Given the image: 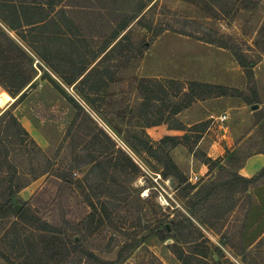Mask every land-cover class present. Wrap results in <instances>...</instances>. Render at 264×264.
I'll use <instances>...</instances> for the list:
<instances>
[{
  "label": "rangeland",
  "instance_id": "374dc122",
  "mask_svg": "<svg viewBox=\"0 0 264 264\" xmlns=\"http://www.w3.org/2000/svg\"><path fill=\"white\" fill-rule=\"evenodd\" d=\"M1 1L4 0H0V15H8ZM47 1L12 0L17 6L25 2L41 6ZM145 1L146 7L138 18L110 42L108 49L95 61L91 59L92 54L109 41L111 32L97 41L84 38L86 47L81 49V54L73 53L71 42L82 37L72 36L60 13H56L62 5L55 6L56 11L50 14L53 21L46 27L42 40L25 32L21 41L14 32L5 28L0 19V31L22 48L31 59L33 69L28 73L31 80L14 97L8 93L12 89L0 87V93L11 98L0 106V114L16 103L13 114L28 133H35L42 153L52 161L51 174L57 166L71 165L74 184L62 196L66 217L74 220L75 215L87 211L96 214V221H102V226H92L88 239L91 245L99 247L94 254L100 259L115 261L123 245L136 239L140 244L132 250L123 249L118 264H264V184L248 190L252 201L250 206L240 193L234 194L229 205L235 207L227 211L223 188L217 190L218 196L213 198L209 212V208L206 212L205 208L193 210L189 206L195 192L215 181L221 167L237 173L242 159L257 145L255 139L238 152H226L220 156H216L218 150L213 148L212 157L208 156L206 150L213 142H223L222 135L227 126V123L209 120V116H218L225 111L230 113L225 103L230 105L232 99H235L234 104L247 106V109L251 106L240 98L225 99L228 96H223L196 100L176 115L172 114L171 106L164 107L165 103L171 105L181 101V88H187L191 82L251 94V80L247 79L232 54L206 42L225 36L252 64L259 108L264 102V94L260 95L257 88L258 82L264 85V0ZM140 20L143 21L139 23ZM93 27L89 25V30L84 31L90 32ZM156 30L162 32L155 37ZM83 36L87 37V34ZM143 41L147 43V50L140 52L137 45ZM33 47L48 64L37 57ZM70 60L86 68V71L75 82L67 84L71 66L66 63ZM97 72H104V75L96 78ZM140 80L146 82L159 97L166 96L165 102L151 100V107L141 109L143 98L148 100L149 94L144 89H138ZM258 108L253 110L254 114H249V110L247 113L254 116L256 122L264 116ZM81 110L88 112L108 132L116 146L138 166L140 173L125 184V190L129 196L138 199L137 206L141 207L143 222L141 227L135 223V214L127 212L123 203H114L102 195V178L98 176L100 170L92 171L89 164L92 156L99 160L95 148L88 149L87 143H84L72 152L71 141L65 140L71 124L81 120ZM242 113L237 112L234 116L246 118ZM160 117L165 124L147 127L151 129L150 133L144 135L143 126ZM258 133L263 132L260 130ZM167 137L173 140L162 142ZM150 148L157 155L168 156L186 183L196 186V189L187 190L174 177H163V163L150 152ZM120 158L130 166L125 156ZM30 159L19 166L22 179L32 177L30 169H36L38 173L45 165L39 156ZM207 160L210 162L206 163ZM42 188L46 190L48 201L55 199L56 187L46 176L33 179L16 199L27 201ZM92 192L99 195L98 199ZM84 193L91 197L90 202L85 201ZM137 206L134 205L131 211ZM52 208L50 206V211L42 212L45 220L52 219ZM12 222L10 219L0 229L1 249L6 244V241L2 243L3 237L12 231ZM2 223L6 221L0 222L1 226ZM179 223L182 228L177 230L176 224ZM164 226L170 233L160 240L156 235ZM85 228L82 227L84 232ZM18 233L32 240L33 244L41 241L38 237L40 233L25 228H20ZM17 248L24 249L19 245ZM109 248L112 249L110 252H104ZM68 262L77 264L72 258ZM9 263L0 257V264ZM42 263L45 264L46 260Z\"/></svg>",
  "mask_w": 264,
  "mask_h": 264
},
{
  "label": "trees",
  "instance_id": "16d2710c",
  "mask_svg": "<svg viewBox=\"0 0 264 264\" xmlns=\"http://www.w3.org/2000/svg\"><path fill=\"white\" fill-rule=\"evenodd\" d=\"M1 2L5 4L3 6L4 12H8V15H0L1 21L5 28L8 31L14 32L16 37L21 41H23L25 32L32 33L38 40H42L46 27L53 21V17H50V14L55 12V6L59 5H62V7L56 13H60L71 35L82 37L81 40L73 39L71 42L73 53L81 54V49L86 47V38L97 41L103 39L106 33L111 32L109 41L105 42L97 53L92 54L91 59L93 61L108 49L110 42L116 40L119 34L132 21L136 20L146 7L145 0H48L41 6H31L26 2L20 3L17 6L12 0ZM28 14L31 15L29 16ZM75 18L79 20H74ZM142 21L140 20L139 23ZM89 25H94V27L90 32H85L84 30H89ZM161 32L162 30H156L154 36L156 37ZM84 34H87V37H84ZM206 42L228 50L232 54L235 61L243 69L247 79L251 80V87H249L251 94L245 95L238 93L235 89L191 82L187 88H181L180 91L183 95L181 101H177L171 105L170 103H165L167 105L164 107L171 106L172 114L176 115L183 109L191 106L196 100L223 96L240 98L248 106L259 105V98L253 82L252 64L244 53L230 42V38L225 36H220ZM118 44L121 45V43ZM146 44L144 41L138 43L137 47L140 49V52L147 50ZM32 50L42 62L48 64L36 47H33ZM19 61H22V63H19ZM66 64L71 66V77L67 79V84L75 82L86 71V68L79 67L73 60H70ZM32 70V61L22 48L11 37L0 31V87L12 89L8 93L14 97L31 80V76L28 73L32 72ZM103 73L97 72L96 78L104 75ZM87 77L89 78L91 75H87ZM138 89H144L149 94L148 100L143 98L140 105L141 109L145 110L151 107V100L161 103L166 100V96L159 97L149 89L144 81H139ZM7 100H11V98L5 93H0V106ZM15 106L16 103H13L8 110L0 114V222L6 221V223H2V226L0 224V229H3L7 221L13 220L11 223L13 225L12 231L3 237L2 243L6 241V244L2 249L0 248V257L6 260V262H10L9 264H44L42 263L44 260H46L45 264H48V262H52L53 264H68L71 258L77 264H118L122 258V250H132L140 244V241L133 239L128 245H123L124 247L121 248L122 250L119 252L117 259L113 262L104 261L94 254V251L99 250V247L91 245L88 239L91 237L92 226L94 224L102 226V221H96V214L87 211L85 214L80 213L81 215H75L74 220L66 217L64 204H62V196L65 190L74 184V181L71 180L72 167L71 165L57 166L54 174L50 173L52 161L44 156L40 147L17 120L13 114ZM81 112V120L78 123L71 124L66 133L65 140L71 141L72 152L84 143H87L88 149L95 148L94 151L99 154V160L97 157L92 156L89 164L92 166V171L93 169L100 170L98 176L102 178V186H100L101 190H103L102 195L114 203H123L127 207V212H130L131 215L135 214V223L138 227H141L143 222L140 217L141 207L137 206L138 199L129 196L125 190V184L128 181H132L140 173L138 166L130 160L124 151L116 146V143L108 135V132L98 125L88 112L84 110H81ZM160 124H165V121L161 117L148 122L143 126L144 132L147 127ZM144 135H146V132ZM172 140V138L167 137L162 142ZM139 141L141 142V139ZM150 152L157 155L152 148H150ZM37 156L43 159L44 167L38 173L36 169H30L29 174L32 177L22 179L19 166L24 164L28 158L36 159ZM120 156H125L130 166L126 165V162ZM157 156L160 163H163V171L165 170V173H161L163 177L167 175L172 176L178 181L179 185H184L185 189H196V186L186 183V180L182 178L177 167L168 156L161 154ZM205 162L208 163L210 161L207 160ZM40 176H46L48 180L53 181L56 187L54 200L48 201L46 199L45 188L35 192L27 201L16 199L21 190L25 189L33 179ZM261 184H264V167L250 178L242 177L237 173L229 171L226 167H221L215 181L209 185L200 187L191 198L189 206L193 210L205 208L206 212L209 208V212L213 206V198L216 199L218 196L216 192L220 188L224 190V208L227 211H232L235 207V205H229V201L233 198L234 194L238 195L240 193V197L250 206L252 201H250L247 192L250 188ZM90 186L95 187L96 185ZM94 190H97V188H94ZM92 194L95 199H98L99 195L95 192H92ZM125 194L127 195L126 197H124ZM90 198L87 195L85 201L90 202ZM129 198L131 199L129 200ZM17 205H19L18 210L15 209ZM134 205L137 208L131 211ZM50 206L53 207L51 211L54 214L49 221L43 218L42 212L50 211ZM89 206H92V204ZM224 212L226 213L225 210ZM81 225L82 227L86 226V233L83 231ZM15 227L40 233L38 237L41 241L33 244L32 240L22 237L21 233H18L19 229ZM176 228L177 230L181 229V224H176ZM169 233L168 228L164 226L162 231L156 236L160 240H164ZM20 242L23 244H20ZM17 245L24 247V249L17 248ZM31 249L36 250V252L30 251ZM105 250L104 252H110L112 249ZM33 257L38 258L35 259Z\"/></svg>",
  "mask_w": 264,
  "mask_h": 264
},
{
  "label": "crops",
  "instance_id": "0c3cea01",
  "mask_svg": "<svg viewBox=\"0 0 264 264\" xmlns=\"http://www.w3.org/2000/svg\"><path fill=\"white\" fill-rule=\"evenodd\" d=\"M257 88L259 94H264V85L261 83H257ZM225 98V97H224ZM225 99H232L227 97ZM235 99L231 100L230 105L225 103V107L230 109L229 112H224L228 116L226 121V131L225 134L222 135V141L213 142L210 146V149H207V155L212 157V149L215 151L218 150L216 156H220L221 154H225L226 152L231 154L234 152H238L240 148L248 146L253 140H257V145L254 146L252 152L246 154V156L242 159L240 167L237 169V173L245 178H250L257 174L264 167V116L258 122L255 121L254 116H249V114H254L255 111L250 108L247 109V106L241 104H234ZM259 110L264 112V102H261ZM237 112H243L242 114L246 116V118L240 119L239 117H235L234 115ZM151 129H146V133H150ZM262 131L263 133H258V131ZM31 138L36 142L35 133H28ZM260 134L261 136H258ZM198 143L197 146H199ZM39 146V145H38ZM218 147V148H216Z\"/></svg>",
  "mask_w": 264,
  "mask_h": 264
},
{
  "label": "built area",
  "instance_id": "2783aa9c",
  "mask_svg": "<svg viewBox=\"0 0 264 264\" xmlns=\"http://www.w3.org/2000/svg\"><path fill=\"white\" fill-rule=\"evenodd\" d=\"M227 119H228V116L226 114H221V115H218V116H214V115H210L209 116V120H212L213 122H217V123H220V124H225ZM194 179L196 180V177H194ZM191 180H192V178H191ZM191 180H189V181H191ZM161 199H162V196L159 197L158 200L161 201Z\"/></svg>",
  "mask_w": 264,
  "mask_h": 264
},
{
  "label": "water",
  "instance_id": "95a60500",
  "mask_svg": "<svg viewBox=\"0 0 264 264\" xmlns=\"http://www.w3.org/2000/svg\"><path fill=\"white\" fill-rule=\"evenodd\" d=\"M257 108H258V105H253V106H251V109H252V110H256ZM15 209L18 210V209H19V206H18V205L15 206Z\"/></svg>",
  "mask_w": 264,
  "mask_h": 264
}]
</instances>
